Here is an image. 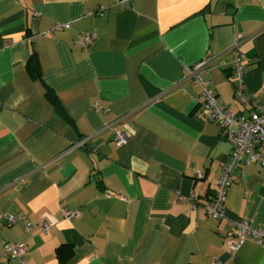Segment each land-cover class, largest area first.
<instances>
[{"label":"crops","instance_id":"1","mask_svg":"<svg viewBox=\"0 0 264 264\" xmlns=\"http://www.w3.org/2000/svg\"><path fill=\"white\" fill-rule=\"evenodd\" d=\"M237 35L264 102V0H0V213L30 223L0 240L24 264H264V244L228 247L232 223L264 230V166H236L226 218L205 217L231 145L181 70L211 58L204 78L238 114Z\"/></svg>","mask_w":264,"mask_h":264},{"label":"built area","instance_id":"2","mask_svg":"<svg viewBox=\"0 0 264 264\" xmlns=\"http://www.w3.org/2000/svg\"><path fill=\"white\" fill-rule=\"evenodd\" d=\"M68 24H55L53 30L67 29ZM94 37L92 35H81L78 38L80 46L85 48ZM243 41L241 35L235 37L234 45L231 48L233 60L231 63L233 80V99L240 110L238 114H232L220 102L209 83L205 80L203 73L212 65V59L200 60L190 67H182V71L187 77L193 79V84L200 90L201 108L204 110L205 118L214 122L219 129L220 137L231 145L229 162L224 165L219 181L211 197L202 205L204 215L208 219L222 220L226 218L225 202L227 190L232 182V173L239 164H249L259 162L264 166V157L259 152V147L264 142V102L256 97L249 96L245 90L243 75L245 66L242 62L243 56L239 51V45ZM127 133L119 130L114 133L113 142L117 146H122L127 140ZM80 144V143H79ZM81 145H83L81 143ZM194 197L180 196L183 203L193 202ZM62 215L65 219H73L78 215L62 208ZM22 223L28 231L30 223L27 218L20 215L0 213V225L13 226ZM232 238L228 241V247L235 253L246 242L264 244V230L250 227L245 221L232 223ZM52 224L46 222L42 226V231L46 232ZM1 228V226H0ZM24 244H8L0 240V264L2 260H16L19 264H24ZM213 264H219L217 262Z\"/></svg>","mask_w":264,"mask_h":264},{"label":"trees","instance_id":"3","mask_svg":"<svg viewBox=\"0 0 264 264\" xmlns=\"http://www.w3.org/2000/svg\"><path fill=\"white\" fill-rule=\"evenodd\" d=\"M50 100H53V97L52 96L50 97Z\"/></svg>","mask_w":264,"mask_h":264}]
</instances>
